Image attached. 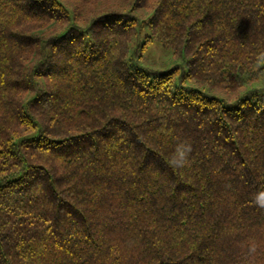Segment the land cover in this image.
<instances>
[{"label": "trees", "instance_id": "trees-1", "mask_svg": "<svg viewBox=\"0 0 264 264\" xmlns=\"http://www.w3.org/2000/svg\"><path fill=\"white\" fill-rule=\"evenodd\" d=\"M262 52L264 0H0V264H264Z\"/></svg>", "mask_w": 264, "mask_h": 264}, {"label": "clouds", "instance_id": "clouds-1", "mask_svg": "<svg viewBox=\"0 0 264 264\" xmlns=\"http://www.w3.org/2000/svg\"><path fill=\"white\" fill-rule=\"evenodd\" d=\"M258 61H264V52L260 53ZM191 144L187 141L179 142L170 157V165L172 167L183 168L190 165V155H191ZM258 207L264 208V202L259 200L255 201ZM258 245L255 241H249L247 244L246 258L251 261L255 258L257 254Z\"/></svg>", "mask_w": 264, "mask_h": 264}, {"label": "rangeland", "instance_id": "rangeland-1", "mask_svg": "<svg viewBox=\"0 0 264 264\" xmlns=\"http://www.w3.org/2000/svg\"><path fill=\"white\" fill-rule=\"evenodd\" d=\"M172 54V50L166 49L159 42L156 41L148 48L145 53V66L153 70H166L172 65Z\"/></svg>", "mask_w": 264, "mask_h": 264}]
</instances>
